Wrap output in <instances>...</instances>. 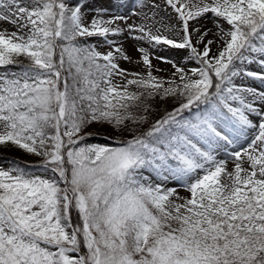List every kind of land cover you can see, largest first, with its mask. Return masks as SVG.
I'll list each match as a JSON object with an SVG mask.
<instances>
[{
	"label": "snow or ice",
	"instance_id": "1",
	"mask_svg": "<svg viewBox=\"0 0 264 264\" xmlns=\"http://www.w3.org/2000/svg\"><path fill=\"white\" fill-rule=\"evenodd\" d=\"M0 147V264H264V0H0Z\"/></svg>",
	"mask_w": 264,
	"mask_h": 264
},
{
	"label": "rangeland",
	"instance_id": "2",
	"mask_svg": "<svg viewBox=\"0 0 264 264\" xmlns=\"http://www.w3.org/2000/svg\"><path fill=\"white\" fill-rule=\"evenodd\" d=\"M157 2H160V0H157ZM168 12L171 13V9H168ZM161 16L165 15V12L163 10V7L161 8V12H160ZM91 18V13L89 14V19ZM132 21L130 20L129 23H131ZM174 22V21H173ZM199 26L202 29L203 28H209L212 29L213 31H215L214 25H213V21L211 19V14H208V18L205 19H201L199 21V25H194V27ZM3 28H7L9 30H14L12 29L11 25H3ZM225 27H228L225 24ZM166 35H168V33H165ZM90 43H94L97 44L98 46V50L101 52H106L108 51V47L107 45H104L102 41L96 40L95 38H93ZM120 43L123 44L124 49L126 50L127 54L133 57V60L135 61L136 59H138V53L136 51V46H135V42L131 39H120ZM213 51H215V47L213 48ZM158 54L160 55H164V56H169L170 58L175 59L177 62L180 61L181 57L183 55H185V53H180L177 54L174 51H166L163 49H158L157 50ZM152 63L154 65H156V67L158 69H160L161 71L154 73L156 75L159 76H163V77H168L171 75V73L174 71V69L172 68L171 64H167L164 63L160 60H156L153 59ZM120 67L129 70V71H141V68L139 66H137L135 63H128L127 61H121L120 62ZM116 83H120V80H117ZM258 86V85H257ZM87 132H91L92 136L88 139V143H104L105 141L102 139V137L100 135H97V133H103V132H111V129L108 128H100L98 126H93L90 127L88 129H86ZM24 158H26L25 160L28 162H34L35 160H37V157L31 156L29 154L24 153L23 151H21ZM3 159H7V158H3L0 157V161H2ZM8 160H11V158L8 157ZM229 167H231V165H229ZM168 187H176L175 183H169ZM179 195L182 197H188L189 193L185 190H183L182 188L179 189Z\"/></svg>",
	"mask_w": 264,
	"mask_h": 264
},
{
	"label": "trees",
	"instance_id": "3",
	"mask_svg": "<svg viewBox=\"0 0 264 264\" xmlns=\"http://www.w3.org/2000/svg\"><path fill=\"white\" fill-rule=\"evenodd\" d=\"M172 106L171 102H169L168 104H158L157 105V108L159 109V111L157 112V116L156 118H158V116L160 114L163 113V111L165 109H170V107ZM0 157H3V158H11V159H18V160H21V161H26L21 152V150H18V149H15V148H4V147H0Z\"/></svg>",
	"mask_w": 264,
	"mask_h": 264
}]
</instances>
